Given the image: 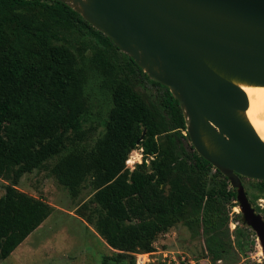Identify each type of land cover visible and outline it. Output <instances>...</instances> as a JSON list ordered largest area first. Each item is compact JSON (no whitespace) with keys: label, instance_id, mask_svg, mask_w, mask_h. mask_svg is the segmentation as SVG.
Here are the masks:
<instances>
[{"label":"trees","instance_id":"1","mask_svg":"<svg viewBox=\"0 0 264 264\" xmlns=\"http://www.w3.org/2000/svg\"><path fill=\"white\" fill-rule=\"evenodd\" d=\"M92 73L109 107L103 135L88 148L98 129L84 127ZM144 81L158 91L155 98L137 89ZM71 139L84 144L63 154ZM136 148L153 158L130 170L126 161ZM58 155L51 171L71 195L93 179L96 208L82 214L117 250L116 261L136 264V253L155 251L158 236L180 222L202 231L211 261L244 255L250 246L248 226L230 229L226 204L239 205L237 189L195 149L168 86L70 5L0 0V176L10 181L0 198V259L52 214L50 203L17 185ZM257 182L264 189V180Z\"/></svg>","mask_w":264,"mask_h":264},{"label":"water","instance_id":"2","mask_svg":"<svg viewBox=\"0 0 264 264\" xmlns=\"http://www.w3.org/2000/svg\"><path fill=\"white\" fill-rule=\"evenodd\" d=\"M60 1L170 88L191 143L237 189L264 252V217L241 178L264 180V140L240 114L250 101L236 83L264 86V0Z\"/></svg>","mask_w":264,"mask_h":264},{"label":"rangeland","instance_id":"3","mask_svg":"<svg viewBox=\"0 0 264 264\" xmlns=\"http://www.w3.org/2000/svg\"><path fill=\"white\" fill-rule=\"evenodd\" d=\"M121 57H125V55L122 53ZM94 78L92 73L87 83V93L91 103L90 113L87 115L88 121L84 123V127L95 126L98 129L85 142L88 148L103 135L105 131L104 120L107 118L109 107L107 97L98 89L93 88ZM137 89L146 99L155 98L158 95V91H155L153 86L146 81L139 82ZM260 110L263 114L259 112ZM259 111V116L264 115V107H261ZM83 144L71 139L66 143L63 154ZM58 158L59 155L49 159L43 166L26 172L21 177L17 188L35 197L43 198L53 206V212L10 256L0 259V264H105V262L107 264H129L127 260L119 262L114 259L117 250L111 248L96 231L94 225L87 220L86 214H91L96 208V204L93 202L95 191L93 179H88L77 196L71 195L69 190L59 183L52 174L51 168ZM152 158L145 159L142 148H136L130 153L128 157L130 163H126V168L127 165H130L128 169L134 170L144 161L149 166ZM9 183V180L0 176V198L5 194V186ZM244 183L249 192L250 200L255 205L264 204V189L257 180L244 178ZM213 184L215 182L211 181V185ZM226 206L230 211L232 233L239 225L248 226L239 205L232 207L228 203ZM175 226L169 232L158 236L155 241L156 250L151 253L148 260L149 264H163L162 256L158 252L163 249L182 250L195 260L206 259L204 255L205 236L202 231L197 235L193 234L182 222ZM250 231L252 232V240L244 255L235 252L236 255L232 258L210 260L211 262L205 260L206 264H264L262 245L256 232L251 228ZM135 259L137 260L136 256Z\"/></svg>","mask_w":264,"mask_h":264},{"label":"bare ground","instance_id":"4","mask_svg":"<svg viewBox=\"0 0 264 264\" xmlns=\"http://www.w3.org/2000/svg\"><path fill=\"white\" fill-rule=\"evenodd\" d=\"M236 83L244 89L250 101L248 109L241 111L240 114L254 126L258 134L264 140V115L259 116L258 114L259 109L264 107V86L246 82ZM259 112H261V110ZM205 142L208 147L212 148L207 139H205Z\"/></svg>","mask_w":264,"mask_h":264},{"label":"built area","instance_id":"5","mask_svg":"<svg viewBox=\"0 0 264 264\" xmlns=\"http://www.w3.org/2000/svg\"><path fill=\"white\" fill-rule=\"evenodd\" d=\"M126 163H129L127 159ZM130 165H127V168ZM162 256V263L163 264H200L197 260L190 258L186 253L182 251H175L171 249H163L158 251ZM151 253H136L135 256L137 257L136 264H149L148 260L151 256Z\"/></svg>","mask_w":264,"mask_h":264},{"label":"flooded vegetation","instance_id":"6","mask_svg":"<svg viewBox=\"0 0 264 264\" xmlns=\"http://www.w3.org/2000/svg\"><path fill=\"white\" fill-rule=\"evenodd\" d=\"M244 187H245V186H244ZM245 190H246V193H247V195H248V197H249V192H248V190L246 189V187H245ZM249 200H250V197H249ZM261 200H262V199H261ZM250 202H251L252 206L254 207L255 211H256L257 213H260V214L264 217V204L261 203L260 206H262V207H260L259 205H255L253 201L250 200Z\"/></svg>","mask_w":264,"mask_h":264},{"label":"crops","instance_id":"7","mask_svg":"<svg viewBox=\"0 0 264 264\" xmlns=\"http://www.w3.org/2000/svg\"><path fill=\"white\" fill-rule=\"evenodd\" d=\"M178 251H182V250H178ZM206 259V261H210V259L209 258H207V257H205ZM205 260H202L201 258L200 259H198L197 261L200 263V264H206V261ZM211 262V261H210Z\"/></svg>","mask_w":264,"mask_h":264}]
</instances>
